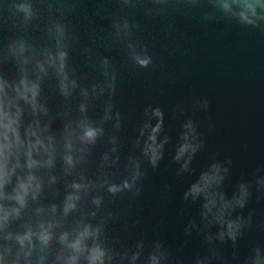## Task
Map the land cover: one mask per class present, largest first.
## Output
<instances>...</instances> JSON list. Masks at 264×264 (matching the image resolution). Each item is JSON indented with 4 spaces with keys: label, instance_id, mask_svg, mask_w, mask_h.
<instances>
[{
    "label": "water",
    "instance_id": "95a60500",
    "mask_svg": "<svg viewBox=\"0 0 264 264\" xmlns=\"http://www.w3.org/2000/svg\"><path fill=\"white\" fill-rule=\"evenodd\" d=\"M0 264H264V0H0Z\"/></svg>",
    "mask_w": 264,
    "mask_h": 264
},
{
    "label": "clouds",
    "instance_id": "9594fccd",
    "mask_svg": "<svg viewBox=\"0 0 264 264\" xmlns=\"http://www.w3.org/2000/svg\"><path fill=\"white\" fill-rule=\"evenodd\" d=\"M140 66L142 67H147V65L149 64V60L148 59H141L138 61ZM89 135H92V133H89ZM125 187H128V185H125ZM113 191H115V189H112Z\"/></svg>",
    "mask_w": 264,
    "mask_h": 264
}]
</instances>
